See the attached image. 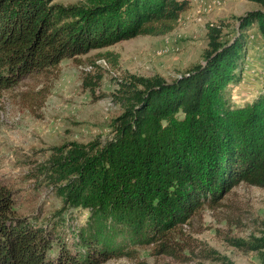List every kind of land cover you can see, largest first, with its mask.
<instances>
[{"label": "trees", "instance_id": "16d2710c", "mask_svg": "<svg viewBox=\"0 0 264 264\" xmlns=\"http://www.w3.org/2000/svg\"><path fill=\"white\" fill-rule=\"evenodd\" d=\"M264 8V0H253ZM189 0H0V93L55 69L66 57L136 36H162ZM264 47V10L250 13ZM248 25L247 23L244 26ZM208 27L205 63L172 81H120L123 111L105 141L51 147L32 176L64 209L56 218L23 215L0 180V264H100L130 246L179 256L182 226L233 186L264 187V91L233 107L244 41H219ZM256 46H254L255 48ZM66 207L88 213L70 242Z\"/></svg>", "mask_w": 264, "mask_h": 264}, {"label": "rangeland", "instance_id": "374dc122", "mask_svg": "<svg viewBox=\"0 0 264 264\" xmlns=\"http://www.w3.org/2000/svg\"><path fill=\"white\" fill-rule=\"evenodd\" d=\"M189 2L165 35L136 36L66 57L55 69L0 93V180L12 189L19 213L56 218L64 209L61 198L47 187L38 188L35 166L53 146L112 137L113 120L123 111L121 80L158 76L170 82L203 65L209 26L217 27L222 43L236 37L245 43L240 80L225 89L229 103L243 106L264 91V47L250 20L251 12L264 8L253 0ZM61 215L62 233L70 242L88 213L66 207ZM182 232L179 242L187 247L179 256L159 254L151 245L130 246L125 255L100 264H264V187L233 186L217 205L203 206L190 217Z\"/></svg>", "mask_w": 264, "mask_h": 264}, {"label": "built area", "instance_id": "2783aa9c", "mask_svg": "<svg viewBox=\"0 0 264 264\" xmlns=\"http://www.w3.org/2000/svg\"><path fill=\"white\" fill-rule=\"evenodd\" d=\"M99 60L105 64V59L104 58H101Z\"/></svg>", "mask_w": 264, "mask_h": 264}]
</instances>
